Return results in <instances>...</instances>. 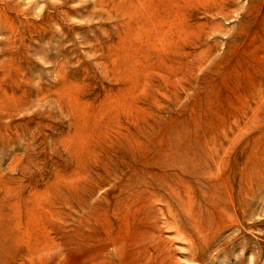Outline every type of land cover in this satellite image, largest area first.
Wrapping results in <instances>:
<instances>
[{"label": "rangeland", "instance_id": "obj_1", "mask_svg": "<svg viewBox=\"0 0 264 264\" xmlns=\"http://www.w3.org/2000/svg\"><path fill=\"white\" fill-rule=\"evenodd\" d=\"M0 93V264H264V0H0Z\"/></svg>", "mask_w": 264, "mask_h": 264}, {"label": "bare ground", "instance_id": "obj_2", "mask_svg": "<svg viewBox=\"0 0 264 264\" xmlns=\"http://www.w3.org/2000/svg\"><path fill=\"white\" fill-rule=\"evenodd\" d=\"M1 94V93H0ZM1 100H4V99H2L1 98ZM2 103V105H3V108L5 109V113H4V115H3V117L1 116V113H3V112H1L0 111V123L1 122H5V123H3V127H4V130H5V132H6V134L7 135H9L10 134V127H9V124H8V119H9V113H8V111H7V107L9 106V104H10V102L8 103V102H5V100H4V103L3 102H1ZM7 103V104H6ZM5 104H6V106H5ZM2 105L0 104V109H1V107H2ZM8 105V106H7ZM8 108H10V106L8 107ZM2 110V109H1ZM8 110H10V109H8ZM181 188H182V192H184V194L186 195H184L185 197H187L188 199H190L189 198V195H188V191H189V188L188 187H186V185H181ZM157 190H158V188H157ZM167 190H168V194H171L172 196H177V198L179 199V201H181V203H182V206H183V208L185 209V210H187V208H185V207H187V202H185L186 200H184V197H182L181 195H179V193L176 191V189L175 188H173V187H171V186H167ZM152 196H153V198H157L154 194H151ZM183 195V194H182ZM152 198V199H153ZM158 199V198H157ZM159 204V203H158ZM166 207H167V210H169L168 208H169V205L168 204H166L165 205ZM168 221V220H167ZM171 224V222L169 223V225ZM174 225V224H173ZM155 240V239H154ZM153 245V244H152ZM155 247V249L154 250H152L151 248H150V246L148 247V248H150V254L152 255V256H155V257H160L161 255H162V253L161 254H159L162 250L160 249V247L158 248L157 246H154ZM147 248V249H148ZM152 248H153V246H152ZM161 250L160 252H158V250ZM155 251V252H154ZM150 256V255H149ZM150 258L152 259V257L150 256ZM161 258V257H160ZM155 261V260H154Z\"/></svg>", "mask_w": 264, "mask_h": 264}]
</instances>
